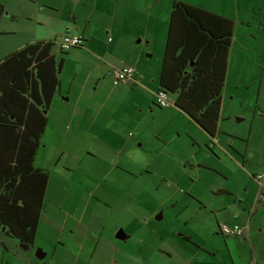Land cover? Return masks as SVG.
Masks as SVG:
<instances>
[{"label": "crops", "instance_id": "1", "mask_svg": "<svg viewBox=\"0 0 264 264\" xmlns=\"http://www.w3.org/2000/svg\"><path fill=\"white\" fill-rule=\"evenodd\" d=\"M221 16L224 17L222 14ZM73 21V27L70 26V22H67L61 28L52 30L50 35L58 41L74 33L83 35V45L73 48L76 50L73 57L77 64L80 63V69L83 67V63L90 62L84 55L93 56V52L91 47H89L86 23L79 28L77 26V18L73 19ZM65 25L70 26L69 30H64ZM53 39L38 38L28 42L26 40L18 48L10 49L9 52L5 53L8 54L27 44ZM231 47L227 58L224 85L229 75ZM50 52L54 58H62V65L58 72L56 91L44 111H48L46 115L47 124L52 119L56 127L63 132L64 149L62 152L66 153V157H72V164L76 162L78 163L77 167H81L80 160L86 157L89 159L90 163H86L89 164V167H84L82 170L86 173L87 178L90 179L91 186L83 189L89 197V201L84 204L82 215L78 218L73 216L70 220L71 213L63 207V203L55 205L52 210L54 214L48 220V226L51 230L54 228L57 236H51L48 242L45 239L39 240L43 213L47 211L45 209H47L46 200L49 195L50 178V170H48L45 205L40 212L34 238L31 242L26 243L30 244V247H21L28 253L27 255L31 257L32 249L34 250V246L38 244L41 247L40 250L45 252L42 253V257L50 253L52 261L54 257L59 258L58 264H153L151 261L153 255L165 252L164 248H161V250L158 246H152V244L143 247L142 245L148 243L143 242V238L136 240L134 237L136 235L129 227L126 228L119 222H116L115 229L121 227L119 229L122 231L124 238L119 239L116 234L115 237L111 236L109 222L103 219L101 214L92 212H99L100 209V212L103 213L104 209H111L110 211L118 210L119 213L123 210L129 215H131L130 213H133V215L137 214L136 211H131L130 202L122 207L118 201L121 200L120 196L124 200L129 198L130 201L135 196V188L133 185H125V178L134 177L135 172L131 170V166L135 164L129 158V154L139 150L148 157L147 166H142L147 170L151 167L154 157H166L160 163V168L164 164L171 168L173 157L178 159L176 161L177 167H174L175 171H173V174H171L170 169L163 172L165 176L163 181L166 186V179L172 178V181L168 180L167 185L173 183L182 192V198L179 201H174L173 197L168 198L170 207L175 214L178 213L176 219L180 221L179 224H173V229L183 231L178 236L194 248L190 249L189 254L186 256L183 255L181 264H264V201L259 199L260 195H264V178L258 179L256 177L258 174L264 173V145L261 141H257L259 133L255 139L254 149L251 148L250 150V139H248L249 141L246 145L242 140L236 138V136L245 137L243 133L245 128L236 129L233 126L223 125L220 117L231 120L232 115L230 113L227 114L228 111L223 114L221 105L219 111L220 122L218 120V130L214 137H210L188 114L175 104L167 106V108H171L167 110H162L161 107L154 104L161 111V121L149 128H147L146 122L135 117L127 118L126 115L122 116L123 113L117 109L109 111L111 113L104 116L103 101L95 100L96 92L100 93L103 85L111 80L110 71L113 68L126 66L123 64L129 62L122 61L121 64L115 65L111 61L106 60V58H102L97 64L94 61L91 66H88L90 70L87 75L80 77L77 81L78 72L75 70L73 75H71L68 86L65 87L61 79H59V74L64 68L65 58L63 56H69L72 52L69 51L64 53L63 56L57 57L59 54H57L58 51L55 46L52 47ZM97 57L99 58V56ZM135 63H138V61H134ZM129 66H132L135 72L132 80L127 81L126 84L143 86L142 81L146 77L143 68L137 69L134 65ZM152 77L154 83L152 87H147L149 92L147 101L155 103V93L160 87V69L157 77ZM57 94L59 95L57 96ZM63 94L64 96H62ZM57 97L63 100V104L57 101ZM223 100L224 95L222 94L221 104ZM52 107H54L51 113L53 115L50 116ZM259 112L263 114L257 116ZM231 113L240 114L235 111V108L231 110ZM176 115H185L189 121L188 129L185 130L187 142L186 140L182 142L181 139H176V136L180 137L179 133H176L174 138L176 141H166L165 138L161 137L160 132L165 127H168L169 121H172ZM240 115H243V118H237L239 122L250 118L248 120L249 137L256 135L255 133L263 125V120L259 118L264 116V108H256L250 117H248L247 113ZM120 124L122 126L127 124L135 131L139 129V132L135 136L131 131L125 136H120L116 130V127ZM146 129L151 131L156 129L157 135H159L158 139L160 141L162 139L165 140L162 143L164 146L174 143L178 150H174L173 153L167 155L160 151L144 148L139 137ZM206 143L211 147L207 148L205 146ZM256 149L260 150V154H258ZM102 157L113 158L109 160L108 167H102L101 169L99 168V161L102 162ZM65 163L68 166L66 160ZM95 168H98V172H96ZM187 169L196 172L188 173L190 175L189 180L185 174ZM200 169L205 172L200 173ZM75 170L77 169L73 167V171ZM63 171H67V168H63ZM96 175H100L101 179L99 180ZM107 182L109 185H105ZM168 189H172V187L168 186ZM94 193L100 196H95ZM184 195L187 196L186 203L183 201ZM109 201L111 202L109 203ZM179 202L181 203L177 209ZM93 215L96 218L91 219ZM223 222L238 223L244 227V230L239 236L224 237L218 230L219 224ZM177 225H181L183 228L188 227L189 230L185 232V229L178 228ZM173 234L168 233L167 235L171 239H175ZM204 236L212 237V243H214L213 238L216 239L217 245L204 243ZM149 240L151 241V238ZM8 259L15 260L14 257H8ZM10 260L7 261V264H16ZM22 264H25L24 260Z\"/></svg>", "mask_w": 264, "mask_h": 264}, {"label": "rangeland", "instance_id": "2", "mask_svg": "<svg viewBox=\"0 0 264 264\" xmlns=\"http://www.w3.org/2000/svg\"><path fill=\"white\" fill-rule=\"evenodd\" d=\"M172 1L0 0L5 10L0 19V57L9 52L10 49L18 48L26 40L28 42L38 38L53 39L54 37L50 35L52 30L61 28L67 22H70V26L73 27V19L77 18V26L79 28L84 26L85 23L87 25L86 34L89 36V47L92 49L93 56L84 55L90 62L83 63V67L79 69L80 63L77 64L73 57L76 50L70 49L69 51L72 54L66 55L67 57L58 52L57 54L59 55L57 57L63 56L65 58L64 68L61 70L62 73L60 72L59 74V79H61L63 86H68L71 75H73L75 70L78 72L77 81L80 77L87 75L90 70L88 66H91L94 61L96 64L99 63L102 58H106V60L111 61L115 65L126 61L129 63H124L123 65H134L137 69L142 67L146 74L142 81L143 86H133L126 83L113 85L112 81L109 80L107 83L105 82L106 84L103 85L100 93L96 92L95 100L103 101L104 116L109 115L111 113L109 111L117 109L123 113L122 116L126 115L127 118L135 117L146 122L147 128H149L161 121L159 108L154 105L155 103L147 101L149 98L147 87L153 86L152 76H155L154 78L157 77L161 66ZM180 1L193 4L219 15L222 14L224 17L233 20L234 31L229 58V75L221 92V95H224V100L221 104L223 114L228 111L227 114L230 113L232 118L228 120L220 117V120L222 119L223 125L233 126L236 129L245 128L243 132L245 137L236 136V138L242 140L246 145L248 144V139H250V150L255 147V139L258 133L257 141H261L264 145V116L259 118L263 120V125L259 128V131L255 133L256 135H251L250 137L248 134V120L250 118L240 122L237 121V118H243V115L240 114L247 113L248 117H250L256 108H264V0ZM70 26L65 25L64 30H69ZM55 48L58 51L57 46ZM231 52L233 53L231 54ZM134 61H138V63L134 64ZM56 99L60 101V104H63L62 99L58 97ZM53 108H51L50 116L53 115L51 114ZM234 108L240 114L231 113ZM167 109L171 108L162 107V110ZM47 114L48 111L45 112V115ZM261 114L263 113L259 112L257 116ZM115 123L117 122L115 121ZM186 124L188 125L184 126ZM188 126L189 121L185 115H176L172 121H169L168 127H165L160 132L161 137L165 138L166 141H176L174 138L176 133H179L180 137L176 136V139H181L182 142L186 140L187 142L185 130L188 129ZM227 126L226 128H228ZM116 130L120 136H125L130 131L135 136L139 132V129L135 131L127 124L124 126L122 124L118 125ZM158 136L156 129H152V131L146 129L140 134L139 140L143 143L144 148L160 151L167 155L173 153L174 150H178L174 143L164 146L162 143L165 140L162 139L160 141ZM63 149V132L50 119L34 158V166L42 167V169L47 171L50 170L49 195L46 200L47 209H45L47 211L43 213L42 227L39 234V240L45 239L46 242L51 236H57L54 228L51 230L48 226V220L54 214L52 210L55 205L63 203V207L71 213V220L73 216L78 218L82 215L84 204L89 201V197L83 189L90 187L91 181H89L90 179L87 178L86 173L82 169L89 167V164L86 163H90V161L87 157L83 160L81 159V167H77L78 163L72 164V157H66V153L62 152ZM256 151L260 154L259 149H256ZM111 158L113 157H102V162L99 161V168L108 167ZM165 158L154 157V161L148 169L150 171L138 164L131 166V170L135 172L134 177H126L125 185H133L135 188L134 201L133 199L130 201L129 198L124 200L120 196L121 200L118 202L122 207L130 202L131 211H136V215H133V213L129 215L123 210L120 213L118 210L110 211L111 209H104L103 213L100 212V209L99 212H92L101 214V217L109 222L111 236L115 237V234L120 230L119 228L121 227L115 229L116 222H119L126 228L129 227L136 235L134 236L136 240L143 238V242L148 243L142 245L143 247L152 244V246H158L160 249L164 248L167 253L163 252L153 255L151 260L153 264H181L183 255L186 256L189 254V250L194 248L178 236L183 231L172 227L173 224H179L180 221L176 219L178 213H174L168 198L173 197L174 201H179L182 198V192L173 183L167 185L168 180L172 181V178L166 179V186L164 185L163 178L165 176L163 172L170 169L171 174H173V171H175L174 167H177L176 161L178 160L177 157H173L175 161H172L171 168L167 164L160 168V163ZM65 160L68 162V166ZM73 167L77 170L73 171ZM63 168H67V171L64 172ZM95 169L98 172V168ZM189 172L196 173L187 169L185 174L188 180L190 177ZM199 172L204 173L205 171L200 169ZM96 176H98L99 180L101 179L100 175ZM105 185H109L108 182ZM168 186H171L172 189H168ZM95 196L100 195L96 193ZM186 199L187 196L184 195L183 201L185 203ZM159 214L161 216L157 218ZM94 218H96L95 215L91 217V219ZM132 219L134 220L130 221ZM129 224L131 225L129 226ZM177 226L178 228H183L181 225ZM183 229H185V232L189 230L188 227ZM168 233H174L173 237L175 239H171L167 235ZM150 238L151 241L149 240ZM213 241L215 244L212 243V237L204 236V243L217 245V240L213 238ZM21 247H30V244H24L0 230V264H7V261L10 260L8 257H14L15 260L10 261L16 264H22L23 260L25 264L59 263L58 257H54L53 261L50 259V253L38 258L36 254L41 249L38 244L34 246V250L32 249L31 257ZM39 253L45 252L40 250Z\"/></svg>", "mask_w": 264, "mask_h": 264}, {"label": "trees", "instance_id": "3", "mask_svg": "<svg viewBox=\"0 0 264 264\" xmlns=\"http://www.w3.org/2000/svg\"><path fill=\"white\" fill-rule=\"evenodd\" d=\"M4 11L0 3V19ZM233 30L229 18L180 0L171 4L158 90L210 137L218 130ZM57 42L27 44L0 57V230L24 244L33 240L45 205L48 171L34 166V158L62 65L50 50H70Z\"/></svg>", "mask_w": 264, "mask_h": 264}, {"label": "built area", "instance_id": "4", "mask_svg": "<svg viewBox=\"0 0 264 264\" xmlns=\"http://www.w3.org/2000/svg\"><path fill=\"white\" fill-rule=\"evenodd\" d=\"M84 39L81 34H71L65 38L60 39L57 44L58 47L64 50H69L74 47H79L83 45ZM134 68L132 66L126 65L122 67L113 68L110 71V77L113 85L125 84L127 81L132 80L134 77ZM155 102L160 107H167L173 104V99L168 92L164 90H157L155 93ZM258 179L264 178V173L258 174L256 176ZM259 199L264 201V195H260ZM219 233L224 237H234L239 236L244 227L238 223H220L218 226Z\"/></svg>", "mask_w": 264, "mask_h": 264}, {"label": "clouds", "instance_id": "5", "mask_svg": "<svg viewBox=\"0 0 264 264\" xmlns=\"http://www.w3.org/2000/svg\"><path fill=\"white\" fill-rule=\"evenodd\" d=\"M129 158L134 164H138L140 166H147L148 164V157L139 150H136L135 153H130Z\"/></svg>", "mask_w": 264, "mask_h": 264}, {"label": "water", "instance_id": "6", "mask_svg": "<svg viewBox=\"0 0 264 264\" xmlns=\"http://www.w3.org/2000/svg\"><path fill=\"white\" fill-rule=\"evenodd\" d=\"M160 216H161V215L159 214V215L157 216V218H160ZM116 237L119 238V239L124 238V237H123V233H122L121 230L118 231V232L116 233ZM36 255H37L38 258H41V257L43 256L41 253H39V251L37 252Z\"/></svg>", "mask_w": 264, "mask_h": 264}, {"label": "flooded vegetation", "instance_id": "7", "mask_svg": "<svg viewBox=\"0 0 264 264\" xmlns=\"http://www.w3.org/2000/svg\"><path fill=\"white\" fill-rule=\"evenodd\" d=\"M74 34H77V33H74ZM82 36H83V35H82ZM83 39H84V37H83ZM81 46H82V45H81ZM79 47H80V46H79ZM210 144H212V143H210ZM207 145H209V144L206 143L205 146L207 147ZM210 147H211V146H210ZM207 148H208V147H207Z\"/></svg>", "mask_w": 264, "mask_h": 264}]
</instances>
